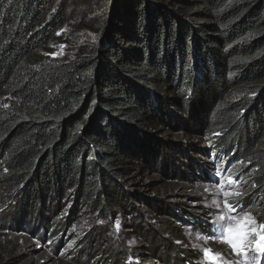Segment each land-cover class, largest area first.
Wrapping results in <instances>:
<instances>
[{
	"label": "trees",
	"instance_id": "trees-1",
	"mask_svg": "<svg viewBox=\"0 0 264 264\" xmlns=\"http://www.w3.org/2000/svg\"><path fill=\"white\" fill-rule=\"evenodd\" d=\"M70 7L0 0V204L20 212L0 218V236L19 229L57 248L82 206L107 225L128 215L139 239L133 253L104 249L105 264H214L204 249L218 207H204L202 186L244 181L228 214L249 206L264 226V0H104L77 18ZM67 32L76 50L58 59Z\"/></svg>",
	"mask_w": 264,
	"mask_h": 264
},
{
	"label": "rangeland",
	"instance_id": "rangeland-1",
	"mask_svg": "<svg viewBox=\"0 0 264 264\" xmlns=\"http://www.w3.org/2000/svg\"><path fill=\"white\" fill-rule=\"evenodd\" d=\"M63 1L64 5L71 6V16L77 18L81 15H92V13L96 12V8L102 5L104 0ZM88 35L89 33H87L86 35L82 34L80 35V38L83 39ZM65 37L67 40L65 43L54 45L55 52L53 56L58 59L72 57L76 50L77 42L71 40L70 34L68 32ZM180 138V140L184 142L188 140V138L184 136H181ZM194 141H197L198 144L203 145L206 143L205 140L195 139ZM185 145L186 144L183 145V149L189 148V146L186 147ZM196 155L198 156V154ZM181 160L182 162H178V166L188 171V168H186V164L190 163V160H188L187 158H183ZM228 175L229 176L226 179L227 184L230 183L229 178H231V182L233 180V178L231 177L232 174L230 173ZM243 183L244 181H242V183L235 182L232 186H229V188L220 187L222 186V184L211 186L204 185L202 186V189H200V191L202 190L205 199H203L201 202L204 204V207H218V209L215 210V213H212L211 215L214 216L213 221L220 225V229H223L228 225H237V222H242L246 214H248L247 218L251 221V223L248 225L249 229H255L256 232L259 233L261 227H257L254 224V221L250 217V212L248 211V209L250 208L249 206L243 207V210L240 211L241 215L237 216L230 213L228 214V210L232 213L235 206L229 203L228 204L231 205V209L225 206V201H227V198L230 194L240 192L239 190L243 189ZM160 186L165 185L161 183ZM170 190L171 189H169V191ZM225 193H227L228 195H225ZM168 197L169 198L167 200L169 201L182 200L180 199V197L178 198L177 195L176 197L174 195H169ZM34 202L35 201L33 199L30 200V203L32 204ZM183 203L191 206L195 205L191 200H186V202L183 201ZM72 209L73 202L71 201V197L69 196L68 198L62 200V206L58 218L63 219V217L65 216H70ZM74 209V212H76V216L74 218L72 216L70 229L67 232L70 233V236H66L65 239H62L57 248H54L53 245H50L49 247V245H47L48 243L46 242L47 240L44 239L40 241L37 238H34V236L26 232H22L19 229H9L1 233L0 240L3 241L6 246L4 254L8 257L7 259H10V264H105V261L102 257H105L107 255V249H113V252L115 253L121 248L125 250L127 249V252L133 253L132 250H134V247L140 245L139 239L134 235V233H128L134 232L132 231L133 226L128 215L123 216V214L121 213L113 215L109 222V224L111 223L110 228L108 229L109 224L107 225V223L103 222V220L100 219L99 216H95V214L88 211L85 207L83 208L82 206H77V208ZM140 210L141 212H144V210L147 211L148 208L144 207ZM38 212L40 214L41 212H43V210ZM7 214H11L9 215L10 218H14L16 217V215H19L20 217V212L14 208V203L11 202L0 204V218H2L3 216L6 217ZM35 215H37V213ZM125 217L128 218L126 219ZM221 217H224V219L222 220ZM123 223L129 225L124 226ZM14 225H16V223ZM154 231L155 230L153 229V232ZM121 232L122 235L120 239L116 241L115 236L120 234ZM222 235V231H219V238L216 239L217 243L212 244V246L210 247L213 250L212 252L215 254L209 253V256L212 257L216 256L217 254L219 256V259L214 261V264H245L243 250H241L242 254L237 255L236 252L233 251L230 244L220 239ZM186 238L192 245L206 244L207 242L206 238L199 237L189 232L186 233ZM255 238L258 239V236ZM201 241H204V243H202ZM117 244L121 245L119 249L116 246ZM248 247L250 249L248 253L255 249L254 244H249ZM104 249L106 250L104 251ZM11 252L13 254H10ZM72 255L77 256L76 258H73ZM210 257H208V259H210ZM129 258V261H134L135 264H161L157 260L148 259L147 257H145V255L143 258H141L142 261H138L131 256H129ZM95 259L98 260L95 261Z\"/></svg>",
	"mask_w": 264,
	"mask_h": 264
},
{
	"label": "snow or ice",
	"instance_id": "snow-or-ice-1",
	"mask_svg": "<svg viewBox=\"0 0 264 264\" xmlns=\"http://www.w3.org/2000/svg\"><path fill=\"white\" fill-rule=\"evenodd\" d=\"M231 182V178H229ZM235 195L239 196L240 193L236 192ZM225 195H228L225 193ZM225 206L231 209V205L225 201ZM248 214H246L244 220L242 222L238 221L237 225H228L223 229H218L222 231L223 235L220 239L224 240L232 247L233 251L236 252L237 255L242 254L241 250H243V255L245 257V264H253V261L248 258V252L250 251L248 245H255V253H256V264H260V261L264 259V226H261L259 233L256 232L255 229H249L248 225L251 221L247 218ZM223 220L224 217H221ZM118 226V225H117ZM258 236V239L255 238ZM205 256L209 257V253L211 249H204ZM213 261L219 259L218 254L216 256L210 257Z\"/></svg>",
	"mask_w": 264,
	"mask_h": 264
}]
</instances>
